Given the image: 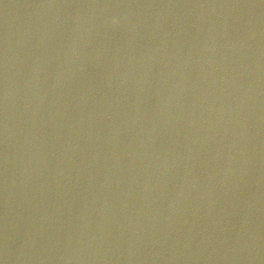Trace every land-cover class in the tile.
Here are the masks:
<instances>
[{
	"label": "water",
	"instance_id": "water-1",
	"mask_svg": "<svg viewBox=\"0 0 264 264\" xmlns=\"http://www.w3.org/2000/svg\"><path fill=\"white\" fill-rule=\"evenodd\" d=\"M0 264H264V0H0Z\"/></svg>",
	"mask_w": 264,
	"mask_h": 264
}]
</instances>
